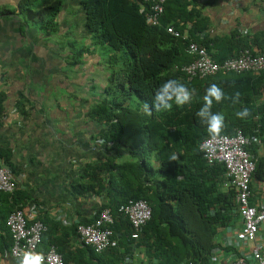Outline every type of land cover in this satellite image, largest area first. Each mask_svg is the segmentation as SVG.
<instances>
[{
  "label": "trees",
  "instance_id": "16d2710c",
  "mask_svg": "<svg viewBox=\"0 0 264 264\" xmlns=\"http://www.w3.org/2000/svg\"><path fill=\"white\" fill-rule=\"evenodd\" d=\"M37 1L23 0L21 6L39 5L36 8L39 15L48 12L43 24L52 34L57 30L56 16L64 0H42L41 5ZM78 1L91 37L104 47L103 50L110 52L107 64L110 85L105 86L102 101L91 109V115L103 123L101 134L111 153L85 168L83 177L88 180L79 184V188L82 189L80 193L107 195L108 200L97 211L109 208L114 214L116 220L112 227L119 244L97 252L80 241L70 249L52 235L65 220L60 218L59 222L48 215L36 214L35 210L33 220L42 221L46 227L43 250L55 246L62 253L65 264H121L138 248L144 252L147 264H189L191 261L212 264L213 250L219 246L225 253L233 249L235 257L242 256L240 250L224 247L220 241L221 230L242 227L238 193L227 184L225 164L209 163L203 157L200 145L213 135L196 113L204 103L209 84H218L226 99L213 102L211 108L212 112L224 117L222 131L217 135H234L242 130L246 135L261 138V143L247 146L256 159L252 191L260 193V186L264 184V102L259 101V96L264 87V71L255 74L220 70L188 80L181 67L194 58L188 52L189 43L199 42L209 51L212 43L209 39L200 41L198 38V33L203 31L198 25L202 21L188 8L189 0H167L158 24L147 21L149 8L145 0ZM36 9L29 8L31 19L37 16ZM189 23L192 28H187ZM169 27H173V33L169 32ZM187 31L189 39L183 38ZM233 41L224 43L225 48L216 44L223 53L213 55L211 52V55L221 62L237 56L242 49L254 50L245 39H238L235 44ZM216 42L213 40V44ZM82 56L81 53L79 57ZM4 78L1 75L0 79ZM170 79L190 88L191 101L185 105L173 102L170 109L154 107L156 91ZM6 101V90L1 88L0 117L6 112ZM27 101L26 94L20 92L17 110L26 112ZM244 107L250 111L241 119L236 112ZM125 152L131 158L120 160ZM173 156L176 158L172 159ZM1 195L7 206L0 207V224L6 234L1 233L0 237L4 249L10 251L13 237L6 220L11 211L25 207L28 196L18 188L13 193L0 191ZM9 198H17V204H9ZM142 198L149 202L152 218L140 236L134 238L132 224L119 208L129 200ZM75 219L67 223H71L72 232L80 240ZM93 219L79 217L83 223Z\"/></svg>",
  "mask_w": 264,
  "mask_h": 264
},
{
  "label": "crops",
  "instance_id": "0c3cea01",
  "mask_svg": "<svg viewBox=\"0 0 264 264\" xmlns=\"http://www.w3.org/2000/svg\"><path fill=\"white\" fill-rule=\"evenodd\" d=\"M22 1L0 0V78L5 76L0 79V89L7 93L6 112L0 117V155L16 175L18 190L28 196L24 209L58 221L64 219L62 225L67 229L60 226L52 235L74 249L80 242L67 222L78 216L92 219L108 200L106 194H84L79 188L88 180L83 177L85 168L111 154L101 134L103 123L91 115V109L102 101V89L96 95L95 84L88 86L89 71L103 65L102 57L92 45L78 0H64L56 16L57 30L52 34L43 24L48 12L39 15V5L23 7ZM189 1L188 8L202 21L198 38L212 41L213 55L223 53L216 44L224 46L231 39L233 44L245 39L255 51L264 46V0ZM29 8L36 9L35 18L31 19ZM213 40L217 42L213 44ZM20 92L28 98L26 112L16 108ZM259 101L264 102V87ZM130 158L125 152L120 160ZM262 194L254 192L255 201ZM3 198L1 195L0 207L6 208ZM9 201L17 204V198ZM2 227L0 224V236L6 235ZM231 230L225 231L222 242L233 234ZM259 236L264 240V224ZM3 244L0 237V264H20L21 260L12 257ZM250 249L248 246L245 251ZM133 257L134 264H147L140 248L133 251Z\"/></svg>",
  "mask_w": 264,
  "mask_h": 264
},
{
  "label": "built area",
  "instance_id": "2783aa9c",
  "mask_svg": "<svg viewBox=\"0 0 264 264\" xmlns=\"http://www.w3.org/2000/svg\"><path fill=\"white\" fill-rule=\"evenodd\" d=\"M149 8L147 21L158 24L160 16L165 11L167 0H145ZM174 32L173 27L168 28ZM187 31L183 38L189 39ZM188 52L194 56L193 60L183 64L181 70L188 80L203 78L221 71H235L237 73L253 72L260 74L264 71V46L259 51L245 48L237 56H231L219 62L208 48L199 42L191 41ZM251 143H261L256 135H246L238 130L234 135H215L202 141L200 149L203 157L209 163L222 162L227 169L228 185L238 193L239 210L242 218V227L231 230L233 234L223 240L225 247L240 250L242 256L235 257L234 250L227 253L221 247L213 250L212 264H264V240L259 236L264 224V185L263 194L255 201L251 187L252 175L256 168V159L248 151ZM18 188L17 178L13 170L0 158V191L13 193ZM119 211L128 218L133 227L132 237L138 238L144 226L152 218V208L146 199L129 200L121 205ZM34 214L26 209L18 208L10 212L6 225L13 237L10 254L16 259H23L26 254L37 255L41 264H65L62 253L52 246L42 249L43 231L45 225L40 220H33ZM77 221L79 241L92 246L97 252L116 247L118 237L112 224L116 220L109 208L96 211L93 221L83 223ZM78 219V220H77ZM251 246L250 251L245 249ZM121 264H133L132 259L126 256ZM189 264H198L191 261Z\"/></svg>",
  "mask_w": 264,
  "mask_h": 264
},
{
  "label": "clouds",
  "instance_id": "9594fccd",
  "mask_svg": "<svg viewBox=\"0 0 264 264\" xmlns=\"http://www.w3.org/2000/svg\"><path fill=\"white\" fill-rule=\"evenodd\" d=\"M191 98H192V92L186 84L181 83L175 79H170V80L165 81L156 91L154 100H153V106L156 108H161V109H170L172 107L173 102L176 105H185L191 101ZM203 99H204V103L202 104L200 109L197 111L196 116L200 119L202 123L207 124L209 133L215 136L222 131L223 124H224V117L221 113L212 112L211 108H212L213 102L220 103L221 101L226 99V94L224 90L218 84L211 83L207 87L206 94ZM249 111L250 110L247 107H244L241 110L236 112V116L243 119L249 115ZM175 158L176 156L172 157V159H175ZM252 179H253V175H252ZM228 230L229 229H224L220 231V234H221L220 241L221 242H222L221 239L225 231H228ZM42 249H43V245H42ZM223 252L225 251L223 250ZM128 256L133 261L134 257L130 255ZM20 264H41V258L37 255L26 254L25 257L20 261Z\"/></svg>",
  "mask_w": 264,
  "mask_h": 264
},
{
  "label": "rangeland",
  "instance_id": "374dc122",
  "mask_svg": "<svg viewBox=\"0 0 264 264\" xmlns=\"http://www.w3.org/2000/svg\"><path fill=\"white\" fill-rule=\"evenodd\" d=\"M28 17V16H27ZM30 18V15H29ZM92 45L95 46L96 51L98 55L102 57V64L100 67H97L96 69L89 71L91 73L90 77L88 80L90 81L88 83V86L95 84V89H96V95H99L100 90L102 89V97H103V90L105 86L108 84L110 85V75L108 74V70L104 69V66L108 64L109 61V51L107 50H102V47L100 44L96 43L92 37H90ZM121 63V62H119ZM109 75V76H108Z\"/></svg>",
  "mask_w": 264,
  "mask_h": 264
}]
</instances>
